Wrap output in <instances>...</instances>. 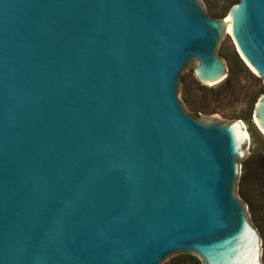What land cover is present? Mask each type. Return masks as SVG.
I'll return each instance as SVG.
<instances>
[{"label": "water", "instance_id": "95a60500", "mask_svg": "<svg viewBox=\"0 0 264 264\" xmlns=\"http://www.w3.org/2000/svg\"><path fill=\"white\" fill-rule=\"evenodd\" d=\"M223 34L264 84V0H0V264H260L244 127L178 98L192 61L225 79Z\"/></svg>", "mask_w": 264, "mask_h": 264}, {"label": "rangeland", "instance_id": "374dc122", "mask_svg": "<svg viewBox=\"0 0 264 264\" xmlns=\"http://www.w3.org/2000/svg\"><path fill=\"white\" fill-rule=\"evenodd\" d=\"M205 13L221 17L239 0H200ZM217 56L225 67V79L215 85L201 84L194 75L198 62H190L181 74L178 98L188 114L209 120L233 119L243 122L249 139L239 159L236 196L244 203L248 220L257 231L260 264H264V133L254 119V110L264 93V84L247 67L229 34H223ZM161 264H203L195 254L181 252Z\"/></svg>", "mask_w": 264, "mask_h": 264}, {"label": "bare ground", "instance_id": "6f19581e", "mask_svg": "<svg viewBox=\"0 0 264 264\" xmlns=\"http://www.w3.org/2000/svg\"><path fill=\"white\" fill-rule=\"evenodd\" d=\"M241 55V54H240ZM242 56V55H241ZM240 122V121H237ZM257 123V122H256ZM242 124V126L244 127V129H241L242 131V140L245 139V141H247L249 139V134L245 129V125L243 122L238 123V125ZM240 127V126H239ZM262 131V130H261ZM263 132V131H262ZM264 133V132H263ZM254 264H257L256 262Z\"/></svg>", "mask_w": 264, "mask_h": 264}, {"label": "trees", "instance_id": "16d2710c", "mask_svg": "<svg viewBox=\"0 0 264 264\" xmlns=\"http://www.w3.org/2000/svg\"><path fill=\"white\" fill-rule=\"evenodd\" d=\"M236 3H238V2H236ZM234 4H235V3H234ZM234 4H233V5H234ZM231 6H232V5H231ZM230 8H231V7H230Z\"/></svg>", "mask_w": 264, "mask_h": 264}]
</instances>
